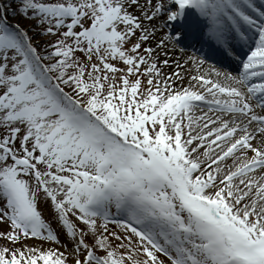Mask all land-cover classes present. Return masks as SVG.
<instances>
[{
	"label": "snow or ice",
	"instance_id": "snow-or-ice-1",
	"mask_svg": "<svg viewBox=\"0 0 264 264\" xmlns=\"http://www.w3.org/2000/svg\"><path fill=\"white\" fill-rule=\"evenodd\" d=\"M0 264H264V0H0Z\"/></svg>",
	"mask_w": 264,
	"mask_h": 264
},
{
	"label": "bare ground",
	"instance_id": "bare-ground-1",
	"mask_svg": "<svg viewBox=\"0 0 264 264\" xmlns=\"http://www.w3.org/2000/svg\"><path fill=\"white\" fill-rule=\"evenodd\" d=\"M192 52V50L190 49L189 50V53H191ZM215 61H209V64H211V63H214ZM217 66H220V65H217Z\"/></svg>",
	"mask_w": 264,
	"mask_h": 264
}]
</instances>
